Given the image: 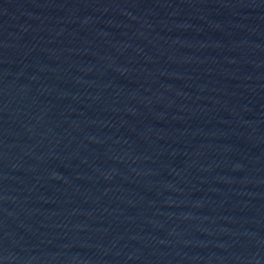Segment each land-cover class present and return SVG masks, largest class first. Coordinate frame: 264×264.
<instances>
[{"label":"water","instance_id":"1","mask_svg":"<svg viewBox=\"0 0 264 264\" xmlns=\"http://www.w3.org/2000/svg\"><path fill=\"white\" fill-rule=\"evenodd\" d=\"M0 264H264V0H0Z\"/></svg>","mask_w":264,"mask_h":264}]
</instances>
